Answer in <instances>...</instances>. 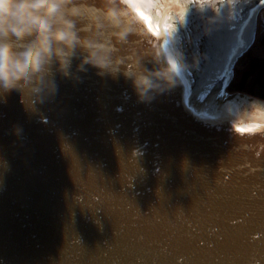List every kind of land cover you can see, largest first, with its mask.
<instances>
[{"label":"water","instance_id":"95a60500","mask_svg":"<svg viewBox=\"0 0 264 264\" xmlns=\"http://www.w3.org/2000/svg\"><path fill=\"white\" fill-rule=\"evenodd\" d=\"M79 2L86 25L102 0ZM213 7L222 22L172 9L171 35L117 45L149 64L165 39L184 52L181 82L150 102L93 67L79 80L57 73L43 103L0 93V264H264V132L236 131L264 123V97L229 89L264 5Z\"/></svg>","mask_w":264,"mask_h":264},{"label":"clouds","instance_id":"9594fccd","mask_svg":"<svg viewBox=\"0 0 264 264\" xmlns=\"http://www.w3.org/2000/svg\"><path fill=\"white\" fill-rule=\"evenodd\" d=\"M201 3L204 6L198 3L197 8L208 25L222 22L214 0ZM148 7L146 0H102L89 12L88 23L81 25L79 0H0V93H22L32 104L43 103L55 96L57 73L79 80V73L93 67L101 76L120 72L137 100L150 102L181 82L190 64L172 42L154 44L150 64L141 55L133 59L118 54L117 45L130 34L147 30L137 10ZM208 8L212 15L206 14ZM126 59L132 70L121 67ZM197 59L194 54L191 66ZM13 131L19 135L22 128L17 125Z\"/></svg>","mask_w":264,"mask_h":264},{"label":"snow or ice","instance_id":"6c2138e0","mask_svg":"<svg viewBox=\"0 0 264 264\" xmlns=\"http://www.w3.org/2000/svg\"><path fill=\"white\" fill-rule=\"evenodd\" d=\"M149 4L147 9H138V14L141 15L142 22L147 27L149 33L153 37L169 36L172 30L175 28L174 23H172V9H180L181 12L185 11L187 7H196L198 3L203 7L201 0H146ZM261 5H264V0H259ZM167 9V11H165ZM165 45L169 43L167 39L163 41ZM231 75V64H226L224 69L217 74V78L220 80L221 84H225L228 77ZM184 76V74H183ZM182 76V79H183ZM217 95L223 97L226 95V90L221 89L218 91ZM203 98V97H202ZM236 131L240 133L258 134L264 132V123L261 122H250L248 124H237ZM201 245L204 243L200 242ZM182 260L187 259L186 257H181Z\"/></svg>","mask_w":264,"mask_h":264},{"label":"trees","instance_id":"16d2710c","mask_svg":"<svg viewBox=\"0 0 264 264\" xmlns=\"http://www.w3.org/2000/svg\"><path fill=\"white\" fill-rule=\"evenodd\" d=\"M261 41L264 43V36ZM237 66V77L232 81L229 89L264 97V55L257 56L249 49L239 59Z\"/></svg>","mask_w":264,"mask_h":264},{"label":"rangeland","instance_id":"374dc122","mask_svg":"<svg viewBox=\"0 0 264 264\" xmlns=\"http://www.w3.org/2000/svg\"><path fill=\"white\" fill-rule=\"evenodd\" d=\"M262 22H263V20L261 18H259L256 39L253 42V46L250 48V50L252 51V53L255 54V55H257V56H263L264 55V43L261 41L262 38H263V36H264V26L262 25ZM238 66L236 65V67H235V76H234V79L237 77L236 76L237 75L236 68Z\"/></svg>","mask_w":264,"mask_h":264}]
</instances>
